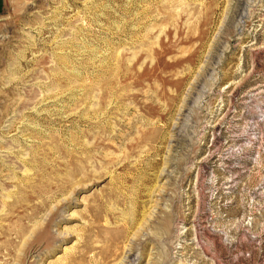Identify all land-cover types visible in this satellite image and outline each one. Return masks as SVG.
Instances as JSON below:
<instances>
[{
  "label": "rangeland",
  "instance_id": "374dc122",
  "mask_svg": "<svg viewBox=\"0 0 264 264\" xmlns=\"http://www.w3.org/2000/svg\"><path fill=\"white\" fill-rule=\"evenodd\" d=\"M0 264H264V0H0Z\"/></svg>",
  "mask_w": 264,
  "mask_h": 264
}]
</instances>
